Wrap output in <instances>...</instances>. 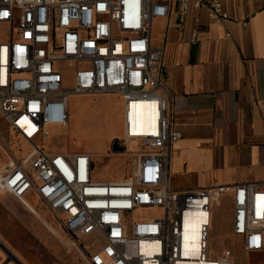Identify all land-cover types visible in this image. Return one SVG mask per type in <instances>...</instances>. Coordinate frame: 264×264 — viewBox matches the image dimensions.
Here are the masks:
<instances>
[{
    "label": "built area",
    "instance_id": "built-area-1",
    "mask_svg": "<svg viewBox=\"0 0 264 264\" xmlns=\"http://www.w3.org/2000/svg\"><path fill=\"white\" fill-rule=\"evenodd\" d=\"M172 3L179 17L197 9L211 21L229 20L220 0H0V118L29 147L0 172V193L34 216L26 198H36L79 264H232L226 254L210 255L213 205L221 198L231 201L230 231L243 250L264 248V181L170 188L169 155L180 134L150 34L152 20L166 17ZM72 95L122 101L119 144L136 145L127 178L95 180L90 154L39 147L48 127H66ZM138 103L146 121L131 133Z\"/></svg>",
    "mask_w": 264,
    "mask_h": 264
},
{
    "label": "crops",
    "instance_id": "crops-1",
    "mask_svg": "<svg viewBox=\"0 0 264 264\" xmlns=\"http://www.w3.org/2000/svg\"><path fill=\"white\" fill-rule=\"evenodd\" d=\"M220 1L228 21H211L197 9L179 17L172 3L166 17L151 23V46L161 50L158 81L180 134L168 163L176 191L264 181V0ZM105 96L113 97H99ZM0 134V145L17 162L9 149L14 134L3 120ZM7 170L0 160V172ZM36 217L49 227L0 193V264H43L32 252L49 247V240ZM235 238L240 264H264V248L245 252ZM231 260L238 264L234 255Z\"/></svg>",
    "mask_w": 264,
    "mask_h": 264
},
{
    "label": "rangeland",
    "instance_id": "rangeland-1",
    "mask_svg": "<svg viewBox=\"0 0 264 264\" xmlns=\"http://www.w3.org/2000/svg\"><path fill=\"white\" fill-rule=\"evenodd\" d=\"M65 87H70V71L65 72ZM123 108L116 97L97 96H70L68 98V123L66 127H48L50 136L39 141V147L47 153H77L84 152L91 155L93 162L94 179L99 181H116L127 178L132 171L134 156L128 152L135 148V143H130V148L125 153L118 155L109 150L110 139L123 138V125L121 123ZM2 119L0 118V122ZM13 145L9 148L14 158L19 160L25 156L27 144L15 135L12 136ZM1 165L10 168L13 158L6 153L0 145ZM10 164V165H9ZM29 205L60 236V225L40 204L31 196L26 198ZM213 218L209 237L210 255L226 254L235 256V261L242 262L240 245L235 241V236L230 233L232 219V205L229 198H221L213 205ZM43 226V225H42ZM49 240V247H43L32 252L36 259L43 264H79L74 254H66L64 247L56 239L51 230L43 226Z\"/></svg>",
    "mask_w": 264,
    "mask_h": 264
},
{
    "label": "bare ground",
    "instance_id": "bare-ground-1",
    "mask_svg": "<svg viewBox=\"0 0 264 264\" xmlns=\"http://www.w3.org/2000/svg\"><path fill=\"white\" fill-rule=\"evenodd\" d=\"M136 110H132L130 112V115H129V130L131 131V133H136L138 132L141 127L144 125L145 121H146V115L140 110V108H142V104L141 103H138L136 104ZM131 146H128V149L130 148ZM126 152V150H125ZM12 165V164H11ZM30 206V205H29ZM30 208L34 211V214L35 215H38L36 213V211L30 206ZM40 217V216H39ZM43 220V219H42ZM45 222V221H44ZM46 223V222H45ZM47 224V223H46ZM49 230H51L53 232V234L57 237V239L59 240L60 244L64 247V252L66 254H70L66 251V247H65V239L60 236L58 233L54 232L50 227H48Z\"/></svg>",
    "mask_w": 264,
    "mask_h": 264
},
{
    "label": "water",
    "instance_id": "water-1",
    "mask_svg": "<svg viewBox=\"0 0 264 264\" xmlns=\"http://www.w3.org/2000/svg\"><path fill=\"white\" fill-rule=\"evenodd\" d=\"M109 150L113 154H121L125 151V148H124V146L119 144V140L117 138H114L111 140V142L109 144Z\"/></svg>",
    "mask_w": 264,
    "mask_h": 264
},
{
    "label": "snow or ice",
    "instance_id": "snow-or-ice-1",
    "mask_svg": "<svg viewBox=\"0 0 264 264\" xmlns=\"http://www.w3.org/2000/svg\"><path fill=\"white\" fill-rule=\"evenodd\" d=\"M5 15H6V13H5Z\"/></svg>",
    "mask_w": 264,
    "mask_h": 264
}]
</instances>
